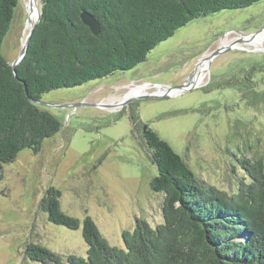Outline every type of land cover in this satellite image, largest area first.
Segmentation results:
<instances>
[{"label": "rangeland", "instance_id": "obj_1", "mask_svg": "<svg viewBox=\"0 0 264 264\" xmlns=\"http://www.w3.org/2000/svg\"><path fill=\"white\" fill-rule=\"evenodd\" d=\"M27 2L19 0L1 47L9 64L18 58L29 32ZM36 2L40 9L41 0ZM262 29L264 0L190 22L131 71L41 95L40 101L50 106L44 109L62 127L39 153L24 150L13 163L2 165L0 264H39L26 257L30 243L63 260L85 257L81 227L56 226L40 210L50 187L61 194L62 212L80 222L89 216L111 246L123 248L122 232L132 231L137 218L152 228L162 224L163 196L150 189L157 170L142 139L144 124L200 181L234 193L243 176L237 160H264V95L246 102L235 89L214 83L241 60H264V36L241 41ZM219 49L224 51L205 60ZM200 60L207 62L202 63L203 80L167 94V88L188 79L191 83Z\"/></svg>", "mask_w": 264, "mask_h": 264}, {"label": "trees", "instance_id": "obj_2", "mask_svg": "<svg viewBox=\"0 0 264 264\" xmlns=\"http://www.w3.org/2000/svg\"><path fill=\"white\" fill-rule=\"evenodd\" d=\"M260 1L41 0L40 21L14 75L1 47L19 0H0V178L2 165L13 163L24 150L39 153L43 142L61 130L60 120L31 100L131 71L190 22ZM83 12L99 23L97 36L82 23ZM237 65L214 87L235 89L246 102L264 95V60H241ZM141 135L157 170L150 189L163 196L162 224L152 228L137 218L132 231L122 232L123 248L111 246L89 216L80 222L62 212L61 194L50 187L40 210L56 226L71 231L81 227L86 255H68L63 260L30 243L25 249L28 260L39 264H264V160L238 159L243 176L236 191L228 194L200 181L187 162L145 124Z\"/></svg>", "mask_w": 264, "mask_h": 264}, {"label": "water", "instance_id": "obj_3", "mask_svg": "<svg viewBox=\"0 0 264 264\" xmlns=\"http://www.w3.org/2000/svg\"><path fill=\"white\" fill-rule=\"evenodd\" d=\"M31 4L32 6L35 7L36 11H37V14H36V19L34 20V22L32 24L29 25V32L26 36V39L22 45V48L19 52V55H18V58L10 64L12 70H13V73L14 75H16V71H15V67L16 65H18L21 60L23 59V57L25 56V53H26V50H27V47H28V43H29V40H30V37L34 31V28H35V25L40 21V9L38 7H36V3H35V0H31ZM80 19L82 21V23L89 28L90 32L94 35V36H97L100 32V25L99 23L94 19L93 16H91L90 14L88 13H81L80 15ZM264 29L256 32V33H252V34H249L247 35L248 37L250 38H253L255 35L259 34L260 32H262ZM224 50L223 49H219L217 50L216 52L214 53H211L209 55V57H207V59L205 60H208L210 61L214 56H216L217 54L223 52ZM204 60V61H205ZM190 86V83H189V79L186 83L182 84L181 86H178V87H173V88H167V94H173L174 92H181V91H185V89L187 87ZM34 104H37V105H40L42 107H45V108H49L50 106L45 104V103H42L41 101H37V100H31Z\"/></svg>", "mask_w": 264, "mask_h": 264}, {"label": "bare ground", "instance_id": "obj_4", "mask_svg": "<svg viewBox=\"0 0 264 264\" xmlns=\"http://www.w3.org/2000/svg\"><path fill=\"white\" fill-rule=\"evenodd\" d=\"M35 3L37 4L36 0H35ZM26 7H27V20L26 21H27V26H28V25L32 24L34 22V20L36 19L37 11H36L35 7L32 6L31 0H29V2H27ZM36 7H38V5H36ZM262 32H264V30ZM262 32H260L259 34L255 35L253 38H250V37L246 36L245 38L242 37V39L241 38L240 39H241V41L243 39H245L243 41H245L247 43V42H250V40H252V39L255 40L258 37L264 36V33H262ZM203 62H204V64L207 63L206 61H201L198 64L196 72H194V74L190 78V82H191L190 84L194 85L196 80L197 81L203 80V76L205 75V72H206V68L204 67V64H202ZM134 93H137V88L136 89H132L130 94H134ZM128 96H130V95H128Z\"/></svg>", "mask_w": 264, "mask_h": 264}]
</instances>
